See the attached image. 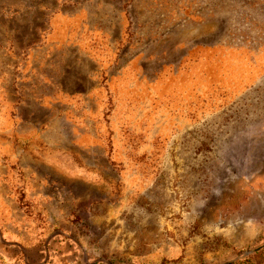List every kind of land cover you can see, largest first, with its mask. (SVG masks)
<instances>
[{
  "label": "rangeland",
  "instance_id": "obj_1",
  "mask_svg": "<svg viewBox=\"0 0 264 264\" xmlns=\"http://www.w3.org/2000/svg\"><path fill=\"white\" fill-rule=\"evenodd\" d=\"M71 4L0 2V264H264V0Z\"/></svg>",
  "mask_w": 264,
  "mask_h": 264
},
{
  "label": "crops",
  "instance_id": "obj_2",
  "mask_svg": "<svg viewBox=\"0 0 264 264\" xmlns=\"http://www.w3.org/2000/svg\"><path fill=\"white\" fill-rule=\"evenodd\" d=\"M31 1H34V3L36 4L34 7V11H35V14H37L39 11H44L45 14H51V15H55L58 11V9L63 6V4H66V5H69L68 7L69 8H66L65 10V15L64 16H67L66 18H68L69 16H73L75 15L76 13H78L77 10H75V6L73 4L70 5V3L74 2L75 0H0V2L2 3H17V4H24L25 7L27 5L28 2H31ZM90 3V2H89ZM64 8V7H62ZM86 9V8H85ZM17 10V9H16ZM25 12H27V8H24ZM11 12V11H10ZM9 12V13H10ZM16 12H20V10H17ZM87 12V10H86ZM82 13L84 14L85 11L82 9ZM61 15H63V11L61 12ZM53 17V16H52ZM51 18V16L49 17ZM74 22V20H73ZM69 23H67L66 25H68ZM68 27V26H67ZM37 34H41L43 36H51L53 34V30H52V27H48V26H45V25H41L38 27V30H36ZM60 33H66L67 34V38H72L71 36V32H69V30H65V31H61ZM103 44V43H102ZM100 48V47H99ZM107 49H111L109 44H108V48L107 46L105 47H101V50H102V53H100V57H103L104 56V51L107 50ZM90 56V55H89ZM91 58V56H90ZM100 61L102 60V58L99 59ZM115 61V59L112 60V63ZM111 65V64H110ZM105 83V88L108 89L106 90L107 91V94L109 95L108 96V101L109 100H112V104L110 106V108H102L101 109V112L102 114L104 113L106 115V117H108V121L109 122V125L110 127L114 126V128H118L120 126V122L121 120H124V121H127L128 123H130L131 125H133V123H131V119L133 117V114H134V110H128V108H125L124 107V98L127 97L123 91H121V87H117V86H110L109 84V81H107V78L106 80L104 81ZM107 85V86H106ZM113 89V90H112ZM88 97H90L91 95V91H88ZM210 102H213V101H210ZM107 107V106H106ZM90 107H88V112L89 113H93L95 110L94 109H90ZM107 109V110H106ZM108 115V116H107ZM114 119V120H113ZM122 124V123H121ZM127 125V124H125ZM128 127L126 129L130 130L132 127L129 126V124L127 125ZM132 130V129H131ZM102 146H100L101 148ZM104 147V146H103ZM106 151V150H105ZM74 157V161L79 164L78 165V168H76L77 171H73L74 172V175L77 176V177H80V178H83L84 180H88V181H94L93 179H96L95 178V173H96V170L95 168L90 165H86L84 162V165H82L80 163V159L77 158L75 156V154H72ZM104 159L106 160L107 159V155L105 154L104 156ZM104 160V161H105ZM89 163H91L92 161L94 160H87ZM75 169V168H74ZM95 174V175H94Z\"/></svg>",
  "mask_w": 264,
  "mask_h": 264
}]
</instances>
